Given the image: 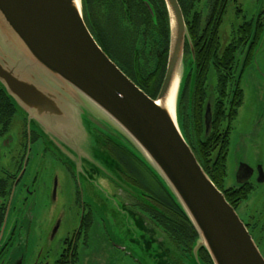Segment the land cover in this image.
I'll use <instances>...</instances> for the list:
<instances>
[{
    "label": "water",
    "instance_id": "water-1",
    "mask_svg": "<svg viewBox=\"0 0 264 264\" xmlns=\"http://www.w3.org/2000/svg\"><path fill=\"white\" fill-rule=\"evenodd\" d=\"M143 1L154 15L151 4ZM164 2L170 44L156 98L103 51L85 22L82 0H0V85L16 112L24 115L29 133H38L53 149H70L86 158V172L98 176L113 194L116 187L110 179L127 185L115 170L117 162L105 151L90 158L95 147L88 143L109 129L128 140L197 232L196 257L204 249L212 264H264L244 221L185 137L180 104L190 68L192 89L195 84V51L179 0ZM186 43L190 66L185 62ZM175 80L179 85L170 109ZM205 115L209 131L210 105ZM240 167L238 174L245 169ZM106 169L114 175L102 173ZM74 170L81 172V166L77 163Z\"/></svg>",
    "mask_w": 264,
    "mask_h": 264
},
{
    "label": "flooded vegetation",
    "instance_id": "flooded-vegetation-1",
    "mask_svg": "<svg viewBox=\"0 0 264 264\" xmlns=\"http://www.w3.org/2000/svg\"><path fill=\"white\" fill-rule=\"evenodd\" d=\"M137 3H143L142 0H136ZM190 4V12L192 18L197 15L195 19L198 20V30L200 31L199 39L205 40V35L202 33L207 29L214 30L216 24L219 29V40L221 43V50L226 46L237 47L235 60L237 54L241 51L245 53L244 69L249 67L253 61V56L256 47L261 40V35L264 30V0H186ZM181 3V1L179 0ZM83 14L86 24L91 32V25L93 21H98L102 25L108 26L112 34L125 37L122 33L124 30V23L130 22L129 18L133 20L138 18V13L134 8V0H82ZM233 3L235 6V13L237 19H241V23L233 22L231 35H225L223 42L220 34V27L224 22V17L228 11V6ZM155 5V4H154ZM156 7V5H155ZM182 9V8H181ZM199 15V17H198ZM240 16L241 18H239ZM194 19V18H193ZM96 22V23H98ZM158 24V23H156ZM129 27V26H128ZM159 27V25H157ZM126 29V28H125ZM115 31V32H114ZM185 62H188L191 57L190 44L186 43L185 47ZM237 63V60H236ZM236 63L232 66L233 81L240 83L242 73L236 71ZM193 70L191 69V72ZM190 72L184 91V97L181 101L180 116L181 124L184 128V133L187 134V129L190 127L192 119V103L193 99L190 94L191 77ZM210 73V72H209ZM208 73V74H209ZM208 79V78H207ZM218 75L216 72V82ZM208 81V80H207ZM206 81V82H207ZM218 82L216 83L217 86ZM215 88H211L207 83L206 98L204 100V108L206 111L208 106H211V114L213 110V101L217 97ZM194 92V91H193ZM212 93V94H211ZM188 94V95H187ZM188 96V99H187ZM245 92H243L244 101ZM6 92L0 85V264H25L18 260L13 263L12 255L13 249L18 243V238L27 235L26 220H29L32 213V208L29 207L30 196L34 195L31 187L37 183V175H27L28 169V153L32 150L33 143H38L41 146V154L44 157L52 158L48 153L44 141L39 139L35 133H29L27 123L23 131L25 136L24 154L21 159L16 161V169L13 172L7 171L3 155L4 147H9L11 143L10 129L13 125L14 118L17 115L16 111H12L11 102H8ZM244 105V102L237 108V115L239 109ZM235 116V119L237 117ZM206 117V115H205ZM213 118V114H212ZM230 118L224 119L227 126L232 130L233 121ZM188 127V128H187ZM230 130V133H231ZM102 141L101 148L107 152L114 161L117 162L116 172L123 178L127 185L134 188L140 193H132L123 187H119L114 181L110 179L116 187V193L122 199L123 203L130 208L137 210V216L142 226L161 246L162 256L159 260H163L166 264H212L209 255L203 250L198 251V255L194 254V246L196 240V233L191 228L189 222L184 218L181 211L177 207V203L168 195L164 188L154 176L150 175V183L145 177V173L139 166V162L135 157L124 150L120 145L114 143L111 139L114 136L110 131L99 133ZM262 145V158L256 164L251 166L243 164L245 169L238 174V186H232L233 195H230L231 204L236 209L241 220L244 221L247 229L255 240L259 250L264 256V139L260 142ZM248 166V167H246ZM65 171H69L66 169ZM69 178L73 181V174L66 172ZM42 178V177H41ZM53 183L51 196L52 202L58 200V192L61 188L60 174L56 171L53 175ZM226 190V188H224ZM259 192V196L255 195L253 202L249 201V195ZM256 197L260 200L256 201ZM51 202V203H52ZM77 205L80 206L79 218L72 220L74 229L67 236L61 239L60 247L55 244L56 237L61 229L63 218H58V222L53 226L46 239L44 248L39 247L37 256L33 263L30 264H79L80 252L82 247H89L91 240V230L95 223L92 208L82 202L78 198ZM25 207L27 208L25 211ZM139 214V215H138ZM32 220V219H31Z\"/></svg>",
    "mask_w": 264,
    "mask_h": 264
},
{
    "label": "rangeland",
    "instance_id": "rangeland-1",
    "mask_svg": "<svg viewBox=\"0 0 264 264\" xmlns=\"http://www.w3.org/2000/svg\"><path fill=\"white\" fill-rule=\"evenodd\" d=\"M234 6L233 3L229 4L224 22L220 27L223 42L225 41V35H231L232 24L235 25L233 22L241 23V19L239 21L236 17L237 13H235ZM238 17L241 18L240 16ZM244 58V51H240L236 58V71L239 74L243 71L241 86L245 96L244 105L239 109V114L232 123L230 147L226 163L227 176L224 183V188L226 189L238 186V173L242 164H249L255 167L262 158L263 150L260 142L264 139V30L256 47L251 65L242 70L245 63ZM189 63L186 62V65H189ZM209 72L207 83L213 89L217 83L213 66H211ZM191 73L192 86L194 73ZM25 122L24 115L17 112L9 133L11 134V138H9V140L11 139L9 144L11 146L4 147L3 150L7 171L13 172L16 169V161L20 160L21 156L23 157ZM225 124H222L223 129L227 126ZM109 130L114 134L111 137L115 141L114 143L120 145L139 162L140 168L146 174V179L150 181L149 177L152 174L160 182L161 180L148 169L145 161L133 149L132 144L119 133L117 134L112 129ZM35 134L43 141L38 133ZM102 144L99 134H97L94 141L88 143V145H94L95 147V154L89 155L90 158L94 159L96 156L98 158L106 154V151L99 149ZM45 145L52 158L47 157V155L44 157L41 154V146L39 147L38 143L35 142L27 156L29 159L27 175L35 176L38 174L39 176L37 183L31 187L34 195L30 196L29 199L32 215L29 220H26L28 233L18 238V243L12 250L11 261L13 263L18 260L23 261L25 264L33 263L39 247L44 248L42 245L45 246L47 243L44 238L48 237L49 232L58 222V218L62 217L61 229L55 238V244L59 249L61 239L67 237L75 228L72 220L76 221L79 218L80 206L77 205V200L81 198L83 203L91 206L95 223L91 230L89 247H82L81 249L79 264H166L163 260H159L160 257H163L161 255V246L143 228L138 216H136L137 214L135 215L137 210L133 207H127L117 195L118 193L115 192L113 194L107 187L99 183L98 176L91 177V173L86 172L89 167L86 158H82L79 155L75 156L70 149L67 150L70 153L68 154L62 150L53 149L49 145L47 146L46 143ZM77 163L81 166V172H77L78 169L74 170ZM66 169L70 171V174H73V181L69 178V174L66 173L69 172L65 171ZM56 171L60 174L61 188L58 192L57 202L53 203L51 200V184L53 183L52 177L53 175L55 176ZM101 171L106 175H114L108 169ZM113 179L112 181L117 182L116 184L119 187L124 186L118 183L117 178L114 177ZM150 183L153 184L152 181ZM125 186L127 189L124 188ZM125 186L123 188L127 191H132V193L136 194L140 193L128 185ZM164 191H166L165 188ZM166 192L168 193V191ZM168 195L170 194L168 193ZM255 195L259 196V192L249 195V201L253 202ZM255 200L258 201L260 198L256 197ZM26 209L25 207V211Z\"/></svg>",
    "mask_w": 264,
    "mask_h": 264
},
{
    "label": "trees",
    "instance_id": "trees-1",
    "mask_svg": "<svg viewBox=\"0 0 264 264\" xmlns=\"http://www.w3.org/2000/svg\"><path fill=\"white\" fill-rule=\"evenodd\" d=\"M134 1L135 11L139 15L138 18L135 17L133 20L129 18L130 22L127 21V23L122 25L124 26L122 33H125V37L120 38V36L112 34L113 32L109 30L108 26L102 25L98 21H96L98 23L93 21L94 25L90 24L93 31L90 32L94 35L103 51L119 65L122 71L136 85L140 86L148 96L156 98L165 76L164 73L169 54L170 31L168 10H166L164 0H147L154 10V15H152L143 0L142 4H138L136 0ZM180 1L187 29L193 43L196 62L195 84L193 89L191 88L190 90V94L192 93L191 97L193 96L192 119L189 124L190 127H187L188 131L185 137H187L202 168L206 170L215 185L224 192L226 199L231 203L229 197L233 195L231 193L232 190L224 189L231 129L229 126L223 129L222 121L226 118H230V120L235 119L237 108L243 103V92L240 83L233 81L234 71H231L232 66L236 63L235 55L237 47L226 46L220 52L221 43L219 40L218 24H216L214 30L207 29L202 32L205 35V40L199 39L198 20L195 19L197 15L193 14L195 16L193 19L192 14H188L190 12L189 8H191L189 1ZM211 66L217 72L218 84L215 89L217 97L212 103L213 118L210 124L211 128L207 131L204 100L206 98L205 91L207 90L206 81L208 80ZM185 88L182 92V99L185 95ZM7 100H9L8 97ZM11 106L13 107L12 111H16L12 102ZM177 207L181 211L178 205ZM181 213L187 222H189L184 212L181 211ZM189 224L194 230L191 222ZM195 233L196 237H198L197 232Z\"/></svg>",
    "mask_w": 264,
    "mask_h": 264
},
{
    "label": "bare ground",
    "instance_id": "bare-ground-1",
    "mask_svg": "<svg viewBox=\"0 0 264 264\" xmlns=\"http://www.w3.org/2000/svg\"><path fill=\"white\" fill-rule=\"evenodd\" d=\"M173 84L174 85L171 89L170 98H169L168 103H167V106H169L170 109H173V107H174L173 104H174L175 97H176L175 93H176L178 85H179L177 80H175Z\"/></svg>",
    "mask_w": 264,
    "mask_h": 264
}]
</instances>
